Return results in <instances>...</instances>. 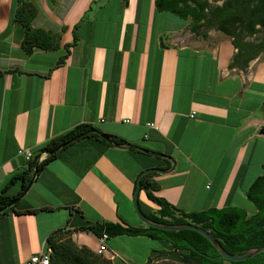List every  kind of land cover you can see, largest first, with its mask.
Returning <instances> with one entry per match:
<instances>
[{
  "label": "crops",
  "instance_id": "obj_1",
  "mask_svg": "<svg viewBox=\"0 0 264 264\" xmlns=\"http://www.w3.org/2000/svg\"><path fill=\"white\" fill-rule=\"evenodd\" d=\"M25 1L36 10L32 28L58 47L25 55L23 28L12 22L15 0H0V193L50 140L89 125L171 157L175 169L156 174L154 194L175 208H241L240 192L264 175L263 54L248 57L239 48L260 39L248 33L263 29L254 3L219 23L206 12L196 21L182 18L154 0ZM108 146L86 138L45 166L15 203L17 213L0 219V264H25L46 252L47 237L58 230L96 253L98 237L73 230L85 222L141 226L132 198L144 159ZM18 190L15 184L7 194ZM138 201L156 209L143 191ZM41 207L57 210L25 213ZM115 238L101 258L131 264Z\"/></svg>",
  "mask_w": 264,
  "mask_h": 264
},
{
  "label": "trees",
  "instance_id": "obj_2",
  "mask_svg": "<svg viewBox=\"0 0 264 264\" xmlns=\"http://www.w3.org/2000/svg\"><path fill=\"white\" fill-rule=\"evenodd\" d=\"M157 8L176 14L182 18L205 17L204 8L206 4H201L200 12L196 13L193 7L197 0H154ZM264 13V7H263ZM36 10L25 0H15V8L12 12V22L23 28L24 37L21 48L25 55L30 54L33 49L52 50L58 47L51 36L41 29H34L31 22L35 17ZM264 28V26H263ZM251 32V30L249 31ZM236 47V43H233ZM89 125H78L61 136L50 140L42 147L32 159L28 162V169L18 175L10 178L2 192L0 193V219L10 213H17L13 204L15 199L24 191L29 183L33 169L37 165V176L47 166V164L59 157V155L69 146L78 143L86 138H95L105 148L108 144L100 138L97 133L89 134L87 131ZM115 145H128L124 140L107 135ZM129 153L143 157L141 171L158 167L154 160L162 163V170L170 167L166 160L154 158L142 153L127 150ZM46 154L42 160L39 158ZM154 163V165H153ZM155 168V169H158ZM140 171V172H141ZM156 174H149L141 179V189L146 199L152 203L156 209L143 207L139 201L138 205L141 212L150 221L158 224L182 225L191 224L208 232L221 247L231 255H242L248 250L264 246V175L257 177L245 192L246 199L255 207V212L248 215L241 208L226 206L221 209L209 208L198 212H184L169 204L164 199L157 197L154 193L159 190V185L154 180ZM19 184V190L15 195H8L7 192L11 186ZM136 184V181H135ZM72 209V208H69ZM57 209L51 207L35 208L26 211V214L37 212H51ZM92 233L94 236L101 238L107 236V240L119 236L127 237H144L153 241H161L165 247L159 251H152L151 256L145 264H149L152 257L178 255L184 264H264V252L253 258L241 262H230L219 258L214 247L200 234L189 231H163L143 224L139 227L126 225L123 222H85L78 229ZM106 240V241H107ZM49 252V264H104L99 261L102 256L91 252L86 247H78L71 238V231L58 230L46 239Z\"/></svg>",
  "mask_w": 264,
  "mask_h": 264
},
{
  "label": "water",
  "instance_id": "obj_3",
  "mask_svg": "<svg viewBox=\"0 0 264 264\" xmlns=\"http://www.w3.org/2000/svg\"><path fill=\"white\" fill-rule=\"evenodd\" d=\"M87 133L89 134H94L97 133L98 135H100V138L105 141L108 145L116 147V148H120V149H124V150H133L139 153H142L144 155L147 156H151L154 158H158V159H162V160H166L168 161L171 166L170 168L166 169V170H160V169H155V168H150V169H144L142 170L137 178H136V184H135V189L133 192V198H132V207H133V211L136 215V217L140 220V222L146 226V227H151L157 230H163V231H183V230H189V231H194L198 234H200L202 237H204L213 247L214 249L217 251L219 258L225 260V261H230V262H241V261H245V260H249L251 258H253L254 256L264 252V246L261 247H256V248H252L250 250H248L247 252H245L242 255H231L229 253H227L222 247L221 245L205 230L196 227L194 225L191 224H182V225H169V224H158V223H154L152 221H150L147 217H145V215L141 212L139 205H138V195L140 193V189H141V179L149 174H161V175H165V174H169L172 171H174L175 169V161L167 156V155H163L160 153H155V152H151L148 151L146 149H143L139 146L136 145H115L113 144L112 140L105 134H101L99 133L97 130L90 128ZM259 134L262 135L264 137V128H261L259 130ZM37 170L38 167L37 165L35 166V168L33 169L32 172V176L31 179L29 181V183L27 184V186L25 187L24 191L19 195V197H17L15 199V201L13 202V204H15L16 202L19 201L20 198H22L26 192L28 191V189L31 187L32 183L34 182L36 176H37Z\"/></svg>",
  "mask_w": 264,
  "mask_h": 264
},
{
  "label": "rangeland",
  "instance_id": "obj_4",
  "mask_svg": "<svg viewBox=\"0 0 264 264\" xmlns=\"http://www.w3.org/2000/svg\"><path fill=\"white\" fill-rule=\"evenodd\" d=\"M262 59L264 60V54L262 56ZM154 161L159 163L157 160H154ZM240 194L242 196V199L240 198L241 204L237 206H240L243 210H245L248 215L253 214L255 212L254 205L246 199L243 191H241ZM123 210L124 209L121 207V211ZM133 217L135 219L134 222L136 224L142 225V223L136 217L135 214H133ZM112 241L116 242L117 248H122L123 250H125L126 256H129L125 260H128V262L130 261L131 264H144L145 259L147 258L148 255H150V251L152 249H157L162 246L161 241H152V240H147L145 238H144V241L146 242H142L140 239L128 238V237L115 238ZM110 242L111 240L108 241V244H110ZM99 261L104 262V259L99 258ZM104 264H110V263L105 260ZM149 264H184V263L182 262V260L180 259V256L178 255H172V256L171 255L169 256H159L158 255L156 257L153 256Z\"/></svg>",
  "mask_w": 264,
  "mask_h": 264
},
{
  "label": "flooded vegetation",
  "instance_id": "obj_5",
  "mask_svg": "<svg viewBox=\"0 0 264 264\" xmlns=\"http://www.w3.org/2000/svg\"><path fill=\"white\" fill-rule=\"evenodd\" d=\"M255 4L260 11L261 14H263V7H264V0H240V5H238L237 0H197L194 7L196 8L197 12H200V6L201 4H206V8H204V13H208L213 19L219 22V18L224 17L225 19H228L231 17V9H240L241 11L246 9L247 3ZM220 23V22H219ZM219 23L215 24L211 21L210 25L217 26ZM261 26H264V21L260 22ZM250 31V30H249ZM248 33L251 36L254 37H260L258 42L256 44H246L242 41V43L239 44L241 40H239L238 37L234 38V42L236 44H239V48L243 53H246V56L250 57L253 56L255 53L264 54V28L260 31L255 32V30L251 29V32ZM216 33H226V31L218 30L215 31ZM255 32V33H254Z\"/></svg>",
  "mask_w": 264,
  "mask_h": 264
},
{
  "label": "built area",
  "instance_id": "obj_6",
  "mask_svg": "<svg viewBox=\"0 0 264 264\" xmlns=\"http://www.w3.org/2000/svg\"><path fill=\"white\" fill-rule=\"evenodd\" d=\"M152 126V125H150ZM19 155H22L26 161L30 160L31 154L28 151H18ZM107 240L106 235H102L101 238H99V245L98 249L96 250V254L99 256H104V253L107 251L106 250V245L105 242ZM49 250H47L44 253H37V254H32L25 262V264H49ZM112 258V257H110ZM109 259V258H108ZM111 260V259H109Z\"/></svg>",
  "mask_w": 264,
  "mask_h": 264
}]
</instances>
